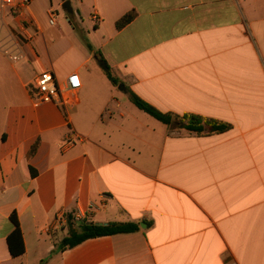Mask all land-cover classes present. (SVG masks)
Segmentation results:
<instances>
[{
  "label": "crops",
  "instance_id": "1",
  "mask_svg": "<svg viewBox=\"0 0 264 264\" xmlns=\"http://www.w3.org/2000/svg\"><path fill=\"white\" fill-rule=\"evenodd\" d=\"M38 1L0 22V42L24 55L0 51V264H264V0H74L56 26ZM44 71L63 88L79 76L66 105L35 100ZM129 91L232 127L188 133ZM78 211L139 230L60 251Z\"/></svg>",
  "mask_w": 264,
  "mask_h": 264
},
{
  "label": "trees",
  "instance_id": "2",
  "mask_svg": "<svg viewBox=\"0 0 264 264\" xmlns=\"http://www.w3.org/2000/svg\"><path fill=\"white\" fill-rule=\"evenodd\" d=\"M133 18V13L125 15L117 22V28L124 27L129 22H131ZM107 75L109 80L114 85L118 84V79L114 77L110 72H108ZM129 99L131 103L140 111L150 115L159 122L170 125L173 121H177L179 124V128L187 131L188 133L196 134L198 136L225 133L232 127L231 124L227 122L203 117L196 114H186L183 116H178L172 113L162 112L140 98L132 91H129ZM11 220L14 225V231L9 236L10 250L13 256H20L24 252L23 244H21V248L19 250H15L12 246V241L15 238L22 241L21 231L18 221L14 215L11 217ZM138 230L139 226L134 222H110L107 224H94L92 222L84 221L83 223H80L78 225L74 222V220L72 221V219H70L68 223L67 234L62 236L57 245V248L58 250L63 251L68 248H73L89 239L117 234L134 233Z\"/></svg>",
  "mask_w": 264,
  "mask_h": 264
},
{
  "label": "built area",
  "instance_id": "3",
  "mask_svg": "<svg viewBox=\"0 0 264 264\" xmlns=\"http://www.w3.org/2000/svg\"><path fill=\"white\" fill-rule=\"evenodd\" d=\"M32 1L33 0H0V22L2 21L3 12L5 11H8L13 17L24 18L25 12L28 10ZM49 16L50 25H55V19L57 18L56 11L51 8L49 10ZM26 35L27 40L30 41L32 39V35L27 32ZM11 48H14V50H11ZM0 51L11 63H17L24 57L23 53L19 52L21 50L18 48L17 44L8 45L0 42ZM80 87L81 82L76 73L68 76L66 87L63 88L59 85L52 72L44 71L36 77L33 93L35 100L38 102L66 105L68 103V98L64 95V93L75 92ZM67 142L70 143L71 141ZM73 220L76 223H82L85 220V214L78 211L74 215ZM230 264L237 263L231 262Z\"/></svg>",
  "mask_w": 264,
  "mask_h": 264
},
{
  "label": "rangeland",
  "instance_id": "4",
  "mask_svg": "<svg viewBox=\"0 0 264 264\" xmlns=\"http://www.w3.org/2000/svg\"><path fill=\"white\" fill-rule=\"evenodd\" d=\"M46 0H39L38 1V4H36V6H35V4H34V7L36 8V10H35V13H36V16L42 21V22H44L45 24H48V22H49V15L47 14V10H45L46 9V2H45ZM48 1V0H47ZM65 1H71L72 2V6H73V4H75V1L74 0H59V1H57V2H55L54 0H52V4L51 3H48L49 5L48 6H50V5H52L53 6V8H54V10L56 11V14H58V17L59 18H56L55 19V21H56V24H57V22L60 20V19H65L66 18V16H67V14L65 13V11L63 10V8H62V3L63 2H65ZM61 2V3H60ZM56 24L55 25H53V26H56ZM52 26V25H51ZM40 38H41V36H40ZM39 41V40H38ZM38 41H35V42H33V48H35L36 49V51H42L41 49H40V43L38 42ZM11 50H14V48H11Z\"/></svg>",
  "mask_w": 264,
  "mask_h": 264
},
{
  "label": "water",
  "instance_id": "5",
  "mask_svg": "<svg viewBox=\"0 0 264 264\" xmlns=\"http://www.w3.org/2000/svg\"><path fill=\"white\" fill-rule=\"evenodd\" d=\"M63 10L67 13V14H72L73 10L70 4V1H66L63 5H62Z\"/></svg>",
  "mask_w": 264,
  "mask_h": 264
}]
</instances>
